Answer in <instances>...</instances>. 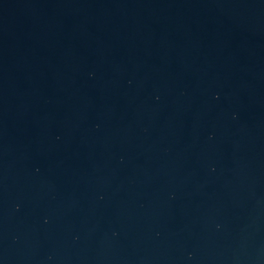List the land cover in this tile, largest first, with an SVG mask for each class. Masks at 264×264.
Here are the masks:
<instances>
[{
    "label": "water",
    "instance_id": "water-1",
    "mask_svg": "<svg viewBox=\"0 0 264 264\" xmlns=\"http://www.w3.org/2000/svg\"><path fill=\"white\" fill-rule=\"evenodd\" d=\"M0 264H264V0H0Z\"/></svg>",
    "mask_w": 264,
    "mask_h": 264
}]
</instances>
